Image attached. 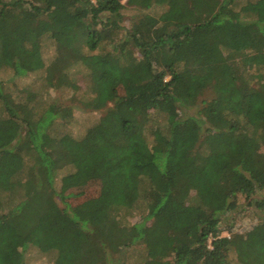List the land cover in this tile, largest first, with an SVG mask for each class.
I'll list each match as a JSON object with an SVG mask.
<instances>
[{"label": "trees", "instance_id": "1", "mask_svg": "<svg viewBox=\"0 0 264 264\" xmlns=\"http://www.w3.org/2000/svg\"><path fill=\"white\" fill-rule=\"evenodd\" d=\"M76 110L102 112L80 138ZM242 204L259 223L223 236ZM31 246L264 264V0H0V264Z\"/></svg>", "mask_w": 264, "mask_h": 264}, {"label": "rangeland", "instance_id": "2", "mask_svg": "<svg viewBox=\"0 0 264 264\" xmlns=\"http://www.w3.org/2000/svg\"><path fill=\"white\" fill-rule=\"evenodd\" d=\"M123 3L126 4L127 0H123ZM167 11L168 10L166 7H156L151 11H136L135 9L128 7L123 11V13L126 15V24L128 26L131 24V20L136 16L141 17L142 14L150 13L153 16L165 18L168 16ZM34 82L35 78L32 77L28 80H25L22 86L31 85ZM175 107L176 106L174 104H168L165 108V112H172L176 109ZM163 114V112H159L157 116L163 117ZM101 116V111L88 112L84 110H76L74 113V124L72 125V136L75 138H80L85 133L86 129L95 123ZM67 173V170L60 172V175L57 178V187L63 192L66 191V186L63 180ZM87 194L94 195L95 189H88ZM241 200H243V197H241ZM68 201L74 204L78 203L80 200L76 198H70ZM238 211V215L235 216V222L229 226L232 227V229H229L226 223H224L222 226L223 236H230L232 233H243L247 231V229H251L257 223H259L258 217L260 216V211H258L254 206L249 207L242 204ZM23 253L25 264H54L56 260L54 255L46 254L34 246L28 247L25 251H23ZM231 264H233V262H231Z\"/></svg>", "mask_w": 264, "mask_h": 264}, {"label": "built area", "instance_id": "3", "mask_svg": "<svg viewBox=\"0 0 264 264\" xmlns=\"http://www.w3.org/2000/svg\"><path fill=\"white\" fill-rule=\"evenodd\" d=\"M212 240H210V246H211Z\"/></svg>", "mask_w": 264, "mask_h": 264}]
</instances>
